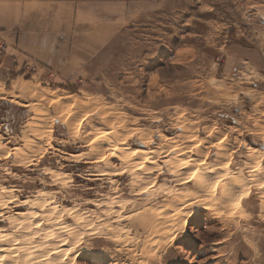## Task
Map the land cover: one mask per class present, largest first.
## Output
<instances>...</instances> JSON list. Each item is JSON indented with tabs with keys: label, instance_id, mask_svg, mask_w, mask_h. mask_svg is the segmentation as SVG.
<instances>
[{
	"label": "rangeland",
	"instance_id": "374dc122",
	"mask_svg": "<svg viewBox=\"0 0 264 264\" xmlns=\"http://www.w3.org/2000/svg\"><path fill=\"white\" fill-rule=\"evenodd\" d=\"M125 12L0 34L2 263L264 264V0Z\"/></svg>",
	"mask_w": 264,
	"mask_h": 264
},
{
	"label": "crops",
	"instance_id": "0c3cea01",
	"mask_svg": "<svg viewBox=\"0 0 264 264\" xmlns=\"http://www.w3.org/2000/svg\"><path fill=\"white\" fill-rule=\"evenodd\" d=\"M144 1L152 0H0V34L11 40V34H16V43L23 46L28 55L47 66H56L55 56L41 48L37 52L35 41H54L61 37L64 28L76 33L74 29L79 27H75L76 24L86 29L90 23H118L126 15L125 9ZM112 11L114 18H111ZM38 44L46 46L41 41Z\"/></svg>",
	"mask_w": 264,
	"mask_h": 264
},
{
	"label": "bare ground",
	"instance_id": "6f19581e",
	"mask_svg": "<svg viewBox=\"0 0 264 264\" xmlns=\"http://www.w3.org/2000/svg\"><path fill=\"white\" fill-rule=\"evenodd\" d=\"M123 148V147H122ZM117 149V148H116ZM124 150V149H123ZM140 150V149H139ZM139 150H137V151H135V156H144V154H145V152H143V151H139ZM134 151V150H133ZM142 152H143V154H142ZM151 152H153V151H151ZM130 154V153H129ZM132 154V153H131ZM146 156V155H145ZM121 158V157H120ZM145 158H147V157H145ZM183 161V160H182ZM187 162V161H186ZM185 162V164L186 165H183V168L184 169H189V167H190V164L191 163H186ZM147 163V162H146ZM149 163V162H148ZM183 163V162H182ZM182 165V164H181ZM133 167V166H132ZM128 168V167H127ZM129 168H131V167H129ZM120 169V168H119ZM118 169V170H119ZM122 169H123V167H122ZM121 170V169H120ZM119 170V171H120ZM128 170V169H127ZM127 170H126V172H127ZM142 170V169H141ZM144 172V171H143ZM105 174V173H104ZM116 175V174H115ZM118 175H120V174H118ZM207 187V186H206ZM188 196V195H187ZM186 198V197H185ZM183 199V198H182ZM191 199V198H190ZM23 206H27V203L25 202V203H23V204H21L20 205V207H23ZM203 208V207H202ZM206 208H204V210H205ZM207 210V209H206ZM18 215H20V216H27L26 215V213H18ZM28 217V216H27ZM33 222V221H32ZM28 224V223H27ZM30 224V223H29ZM28 226V225H27ZM0 238H1V236H0ZM3 238V237H2ZM5 238V237H4ZM6 239V238H5ZM4 239V240H5ZM8 240V239H7ZM3 247V246H2ZM2 247H0V263H2V262H4V263H7V262H5V260L7 261L8 259H6L8 256H7V249L6 250H3V248ZM9 250V249H8ZM9 252H10V250H9ZM9 257H10V255H9ZM10 259V258H9ZM27 260H29V259H27ZM3 264V263H2ZM26 264H28V263H26ZM30 264V263H29Z\"/></svg>",
	"mask_w": 264,
	"mask_h": 264
}]
</instances>
